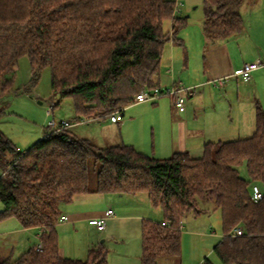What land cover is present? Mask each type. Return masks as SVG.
Wrapping results in <instances>:
<instances>
[{"label": "trees", "instance_id": "1", "mask_svg": "<svg viewBox=\"0 0 264 264\" xmlns=\"http://www.w3.org/2000/svg\"><path fill=\"white\" fill-rule=\"evenodd\" d=\"M242 4L204 0L206 40L218 43L240 33ZM174 7L172 0H0V118L24 56L31 87L48 68L54 95L74 100L75 120L123 114L137 94L156 86L166 47L183 44L187 17L174 15ZM0 169V221L16 218L23 228L36 229L41 244L14 260L0 256V264H108L103 244L85 260L60 252L62 207L86 194H146L161 209L162 222L142 224L141 264L180 257L182 221L206 210L221 215L223 237L214 247L221 264H264V196L252 199L254 185L264 194V111L258 105L251 136L208 142L200 158L176 152L160 159L126 144L100 147L69 128L21 151L0 129Z\"/></svg>", "mask_w": 264, "mask_h": 264}, {"label": "rangeland", "instance_id": "2", "mask_svg": "<svg viewBox=\"0 0 264 264\" xmlns=\"http://www.w3.org/2000/svg\"><path fill=\"white\" fill-rule=\"evenodd\" d=\"M176 2L177 0H172ZM182 3V7L178 12L179 16L187 17V26H185L181 32L180 37L184 39V32L190 31L192 36L199 32L203 26L204 21V0H179ZM239 12L242 15L244 25L240 33L234 35V47L237 52L243 51V55H247L245 50L247 47L251 49L252 40L255 38H249L248 34L255 30L260 32L259 24H264V0H243ZM262 26V25H261ZM167 28L171 29V22L167 23ZM253 36V35H251ZM259 38V37H257ZM208 41V40H206ZM260 41V54L261 60H264V37ZM200 42V41H199ZM198 39H195L192 45V51L198 47ZM209 42V41H208ZM250 42V43H249ZM169 46L166 47L164 52V58L161 66H163L164 60L168 54ZM214 45V42L208 44ZM237 52L234 54L237 55ZM167 59V58H166ZM202 59L196 58L192 61V70L195 71L200 67L202 69ZM199 74V73H198ZM264 75V70L261 72ZM178 76V75H177ZM32 70L30 61L27 56L22 57L18 62L16 80L12 93L14 96L9 101V107L6 109V115L0 118L1 130L15 143V145L21 150L25 151L31 148L37 140L42 139L46 134L50 132V122L60 123L61 121L74 122L76 119L74 100L72 98L61 99L58 95H54L51 89V74L48 68L44 69L38 80L36 88L31 87ZM229 81V79L227 80ZM249 83L243 82L240 78H234V90L225 92L224 87H216L211 92L207 91L205 95L206 103L209 106L208 111L217 114V117H225L228 120H234V135L227 137L226 141L230 139L235 140L238 138H247L252 135L253 128L246 131L248 124H251L255 120V113H257V105L264 111V76L259 80L256 89H252ZM213 88V87H212ZM31 91L28 93V91ZM165 90V89H164ZM200 90H197L198 96ZM27 91V92H26ZM193 98H186L185 105L192 102ZM163 101V102H162ZM200 100H198L199 102ZM169 95H164L156 101L145 102L142 105L132 104L129 108L125 109V117L134 116L135 122L131 126L126 128L125 134L132 136L133 138H141L146 150H149L151 156L153 147V129H156V137L158 138L159 128L163 133L169 134V126L173 125V120L169 119ZM158 104V105H157ZM172 108V107H171ZM173 112L176 110L173 108ZM109 121V119H108ZM75 134L82 138L93 139L97 142H103L105 136H111L115 138L117 128L106 122L105 119L99 121L95 119H89L88 121L79 123L69 128ZM165 135V134H164ZM40 138V139H39ZM110 144V143H108ZM151 149V151H150ZM241 173L244 178H248L247 170L245 167L241 168ZM96 171L90 170V186H95L96 183ZM2 176V170L0 169V177ZM134 198L136 204V210L142 212L149 208L151 216L154 221H162L163 214L160 208H154L148 200H142L141 197H147L146 194H139ZM128 199H132L127 197ZM126 199V203L129 204L130 200ZM147 204H145V203ZM120 204V203H119ZM144 206V207H143ZM206 208L205 206H203ZM148 209V210H149ZM207 209V208H206ZM4 210V205L0 202V213ZM17 226H21L16 218H7L0 221V256H8L9 251H12V258L16 259L21 256L29 248H33L40 242V237L31 232L16 233L11 236L9 244L6 245L8 249H2V241L4 237L9 235ZM75 228L65 233L62 232L60 237V246H73L77 251V247H82L87 238H95L98 242L104 240L102 233L92 232L86 237L85 234L79 229L76 232ZM59 230V229H58ZM62 230V228H60ZM182 253L180 257H170L160 260V264H204L206 259L210 260L212 264H221L219 258L214 253V247L220 242L223 237V228L221 215L218 210H207L200 215H190L182 224ZM7 232V233H6ZM119 235L122 234L117 230ZM124 236V229H122ZM59 234V233H58ZM83 234V239H82ZM141 236V235H140ZM83 240V242H82ZM119 240V239H116ZM114 240L111 242L113 247L117 250L120 248L121 242ZM140 241V250L142 255L141 238L139 237L137 243ZM111 243L106 242V245ZM103 244L105 247L106 245ZM107 248V247H106ZM108 249V248H107ZM109 252V251H108ZM86 255H81L80 260H85ZM141 259V256L139 257Z\"/></svg>", "mask_w": 264, "mask_h": 264}, {"label": "crops", "instance_id": "3", "mask_svg": "<svg viewBox=\"0 0 264 264\" xmlns=\"http://www.w3.org/2000/svg\"><path fill=\"white\" fill-rule=\"evenodd\" d=\"M259 28H261L260 32L255 30L253 31V34H248L250 39L253 37L255 40H252V43L249 42L252 44V46L250 45L252 50L247 47L245 50L247 55H243V51L241 50L240 52H237V49L234 47V35L225 41H220L209 46V42L206 41V38L204 37L203 28L195 33V36H192L190 31H185L183 33L184 39L182 37V45H177L173 42L170 43L171 45L166 56L167 59H164L166 63L164 62L163 66H161L160 72L155 76L154 84L161 89H168L174 83L180 84L191 89V93L187 98L194 97V99L190 104L177 108L174 99L169 96L170 102L168 105L169 112H171L169 113V119L173 120V125L169 126V134H167V132L163 133L160 126L158 138L156 137V129H153L152 151L150 149L152 153L151 156L165 159L169 158L176 152H187L192 158H200L203 155L206 143L226 141L227 137L234 135V120H228L221 116L217 117L216 113L209 112V106L205 101V95H209L207 91L211 92L213 89H216L212 83L216 87H218L217 84L223 86L225 92L228 90L231 92L234 90V78H238L232 76L233 73L245 63L253 62L258 58H261V42L258 41V39L261 40L264 37V24H259ZM195 39H198V42H200L198 43V47L194 48L195 51L190 52L192 51L191 43ZM235 52H237V55L234 54ZM197 57L202 59L201 71V65L198 70H192V61ZM263 70L264 69H260L254 72L252 80L250 81L252 83L250 84L252 89H256L259 80L264 76L261 74ZM219 79H225L224 83L220 84L217 82ZM228 79L229 81H227ZM34 88H36V86ZM199 89L202 90H200L198 96H195ZM198 100L200 101L198 102ZM142 104L143 103H139L137 105ZM173 108L176 112L172 111ZM103 119L117 128V136H115V138L105 136L104 141L101 143L90 139L95 144L100 147L119 144L132 145L139 152L149 155V150L145 149L141 138H133L132 136H127L125 134L126 128L128 129L129 126L134 124V116L126 118L124 112L123 118L116 123L111 122L109 117ZM99 120L101 119H97V121ZM255 123L256 113L254 122L252 121L251 124H248L246 131H249L251 127H255ZM253 129L255 130V128ZM137 196L140 197L141 195L86 194L76 196L74 201L69 205H63L62 216H66L68 220L66 222H60L56 226L57 234L59 233L58 241L61 254L64 257L71 259H82L81 255L84 254L86 255L85 257H87L88 252L92 248L119 239L116 240L117 244L118 241L121 242V244H119L120 248L117 250L112 246V243L110 245L105 244L109 251L108 264H141V259L139 258L141 256L140 241L137 243L138 238H141V227L146 220L155 221L150 214L151 210L149 208H147V210L145 209L144 212L136 210L137 206L134 202V198ZM127 197L132 199H128ZM145 198L150 203L148 197H141L142 200H145ZM126 199L130 200L129 204L126 203ZM109 209L114 211L115 217L107 220L106 229L104 231L100 232L89 224L91 219L102 217ZM76 226H78L76 232L80 229L86 237L93 234L92 232H96L102 233L105 238L101 242H98L99 240L97 241L94 237L91 239L87 238L82 247H77V251L74 250L76 247L73 246H60L61 233H67ZM60 228H62V230H60ZM122 229L125 231L124 236ZM117 230L121 232L122 239ZM10 231L13 232L8 233L9 235L4 237L2 241V249H8L6 245L9 244V241L12 239L11 236L16 233L15 231L20 234L34 232L38 235L36 229L27 230L22 226H17ZM12 255V251H9V255L4 257L14 260L15 258L13 259Z\"/></svg>", "mask_w": 264, "mask_h": 264}, {"label": "built area", "instance_id": "4", "mask_svg": "<svg viewBox=\"0 0 264 264\" xmlns=\"http://www.w3.org/2000/svg\"><path fill=\"white\" fill-rule=\"evenodd\" d=\"M182 7V3L177 0L175 2V7H174V15L178 14ZM264 69V60H261V58H258L257 60L253 62H248L245 63L241 68L236 70L232 76L240 78L243 82L249 83L252 80V76L254 72ZM225 79H219L217 82L220 84L224 83ZM191 93V89L184 87L180 84H172V86L168 89H161L158 86H155L152 90H145L137 94L134 103L139 104V103H145L149 101H156L160 97L164 95H169L174 99L175 106L177 108H181L185 105V101L187 96ZM123 117V114L120 113L119 111H116L111 114L110 120L113 123L119 122ZM85 122V120H74V122H69V121H61L60 123H55L54 121L50 122V132L46 134L45 137H49L50 133H52L55 130H58L59 128H71L74 125H77L79 123ZM42 138V139H43ZM264 194L262 189L254 185L252 188V199L255 202H259L263 198ZM115 217V213L112 209L107 210L102 217L91 219L89 221V224L93 226L96 230L102 232L106 229L107 225V220ZM68 218L66 216H62L60 218V222H66ZM183 222V221H182ZM234 234L236 236L242 235V230L241 229H236L234 230ZM41 249V244L39 243L37 246V250Z\"/></svg>", "mask_w": 264, "mask_h": 264}, {"label": "water", "instance_id": "5", "mask_svg": "<svg viewBox=\"0 0 264 264\" xmlns=\"http://www.w3.org/2000/svg\"><path fill=\"white\" fill-rule=\"evenodd\" d=\"M188 17V16H187Z\"/></svg>", "mask_w": 264, "mask_h": 264}]
</instances>
